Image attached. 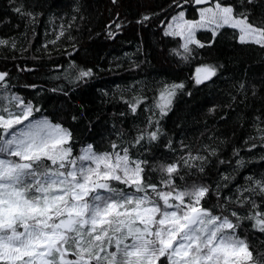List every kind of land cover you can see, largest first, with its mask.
Returning <instances> with one entry per match:
<instances>
[{"label":"snow or ice","instance_id":"obj_1","mask_svg":"<svg viewBox=\"0 0 264 264\" xmlns=\"http://www.w3.org/2000/svg\"><path fill=\"white\" fill-rule=\"evenodd\" d=\"M109 3L106 18L88 0H70L67 12L54 11L56 0L0 7V52L16 69L0 65V264H264V79L234 75L227 99L209 101L208 115L221 108V121L238 125L249 94L261 97L237 140L207 123L189 135L180 115L193 88L233 71L228 52H264V0ZM129 32L152 51L137 48L131 83L99 89L102 104L122 107L108 127L103 108L73 101L96 90L101 72L122 69L118 58L102 68L101 51ZM29 51L52 61L53 87L20 85V72L45 67L16 63ZM149 56L164 70L146 72ZM54 100L62 106L49 111Z\"/></svg>","mask_w":264,"mask_h":264},{"label":"trees","instance_id":"obj_2","mask_svg":"<svg viewBox=\"0 0 264 264\" xmlns=\"http://www.w3.org/2000/svg\"><path fill=\"white\" fill-rule=\"evenodd\" d=\"M8 0H0V7H5L7 5ZM58 7L54 9L56 12H60L61 9L67 12L69 9L65 7V5L70 3V0H56ZM91 7L89 11L94 15L98 16L99 18H106L107 17V9L111 7L109 0H88ZM164 0H154V3H163ZM191 13V9L189 10ZM58 24L59 21H56ZM53 25H47V30L49 33L48 38H53L51 36ZM38 35L35 39H33V45L35 47H39L40 44L44 43L45 36V25L42 23L37 28ZM143 36V34H141ZM144 40L154 43L158 37L155 36H144ZM140 47L143 52H151L152 49L148 48L146 44H141L140 39L133 36L132 33H127L121 35L120 39L116 43L112 42H104L103 50L101 51V61L100 66L102 68H107L109 65L106 61H113V58H118L114 60L113 63H119L122 65V69L116 72H108L103 71L101 72L98 77L93 81L96 86V90L92 91L86 89L83 95L78 94L74 99V104H83L86 109L89 110H96L97 108H103L104 113L101 117L102 120H107L108 127H111L112 120L110 115L113 111H116L117 108L122 110L120 105H117L116 108H113L111 104H102L101 100L99 99L100 92L99 89L104 88L105 90L115 89L116 85H120L123 88L126 84L131 83V75L128 71L129 68V61L135 60L137 56L141 55V53L137 52V48ZM38 53H34L29 51L24 55L22 60L16 61V63H20L23 66V60H27L28 66L32 67L33 65L39 66L40 63H43L45 67L38 73H27V72H20V85L25 83L35 82L38 85H43L44 88H51L54 86L53 82H47L45 74L47 73L48 69L52 67V61L49 60L47 57H44L41 61H33L32 55ZM127 54V55H126ZM6 54L0 52V65L7 63V66L15 73L16 69L13 68V61L4 60V56ZM226 58H233V64L229 65L230 68L233 69L232 72H226L221 77L220 80L217 81L216 85L213 88H200L192 89V96L185 97L187 104L184 106V111L180 113V115L186 118L188 122V127L192 129L189 135H194L195 137H200L201 132H206L204 128V124L207 123L209 128H215L217 134L227 133V135L232 140H237L242 132H251V123L250 118L248 117L247 113L252 111L255 108L257 111L253 112V115L259 114L260 108V99L261 97L258 95L255 98H251L248 102V107L243 109V112L240 113L243 116V119L240 120L239 124L236 125L235 117H233V121L230 122L228 125H225L220 117L223 115V111L221 108H217V113L208 115L207 108L211 107L209 101L216 100L217 103H221L227 99L228 93L232 90L233 79L232 77L241 76L246 74L247 78L250 82L256 83L261 79H264V52L257 49H244V50H237L235 53L228 52ZM59 59L53 54L52 60ZM151 60L150 65H145V71L151 72L155 74L156 72L163 71V67L158 59H153L151 56L148 57ZM181 69H183L181 71ZM176 72H180L182 77H186L188 75V68L186 67H176ZM139 78V77H138ZM257 88L259 89V84L257 83ZM31 89L24 90L21 94L26 95L28 92H31ZM46 95L51 96L53 94L47 93ZM94 100V103L90 102ZM62 106L60 103L53 101V104H48L46 107L49 111H53L54 107ZM233 126L236 127V134L233 135L230 128ZM202 138V137H201Z\"/></svg>","mask_w":264,"mask_h":264}]
</instances>
